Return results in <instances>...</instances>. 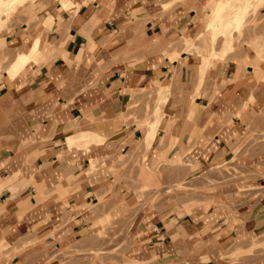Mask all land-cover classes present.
Returning <instances> with one entry per match:
<instances>
[{"label":"crops","instance_id":"1","mask_svg":"<svg viewBox=\"0 0 264 264\" xmlns=\"http://www.w3.org/2000/svg\"><path fill=\"white\" fill-rule=\"evenodd\" d=\"M37 1L36 22L24 17L22 27L0 33V57L41 38L48 61L17 80L8 73L28 49L0 64V264H264V69L255 52L244 50L242 66L212 67L170 50L182 37L184 50L186 35L198 31L203 0L167 13L154 0H73L80 8L72 12L59 1L29 0L16 10ZM170 52L179 58L170 61ZM157 88L172 92L158 130L178 143L168 159L177 163L189 149L185 168H199L184 182L196 187L195 206L186 211L165 191L163 203L133 219L138 184L121 159L144 136L126 115L133 92ZM161 143L144 166L169 153ZM95 162L101 167L92 174ZM224 165L243 176L201 190L222 183L201 173ZM171 184L163 180V189ZM223 201L225 209L217 206ZM107 249H123L128 261ZM97 250L105 252L95 258ZM236 251L243 255L233 263Z\"/></svg>","mask_w":264,"mask_h":264},{"label":"rangeland","instance_id":"2","mask_svg":"<svg viewBox=\"0 0 264 264\" xmlns=\"http://www.w3.org/2000/svg\"><path fill=\"white\" fill-rule=\"evenodd\" d=\"M23 1L29 0H15L14 3L8 1L0 6V17H2L5 21L2 24L0 23V33L5 31L12 32L14 28L22 27V24H20V22L24 17L29 18L27 19L28 24H30L29 26H31V23H33L34 21H37L38 17L36 16L35 12H41V3L39 1L34 3L28 2L27 4H23L20 9L16 10L18 4ZM55 1H59L61 3L63 0ZM187 1L188 0H154V4L155 9H161L163 13H167L169 11H172L179 5H184ZM218 2L223 3L228 12L231 10V5L233 3L235 5L238 4L243 10H245V13H243L242 17L237 22H235V19L232 16H227V20L231 21L233 25V28L231 29L229 34V37L232 41V48H230L229 50L223 49L225 38L221 37L218 39L214 46L217 55H208L204 50L206 44H204L203 42V35L206 33L205 31L207 30L209 24H211L215 20L216 5ZM165 3H169L168 7L163 6ZM5 5H11V7H5ZM38 7H40L41 9ZM198 15L202 16L198 31L192 35H186L187 38H190V43H187V41L185 40V49L182 50V37L177 41V44L170 47V50H179L181 52H187L194 56H201V60H206V63H211L212 67L215 65V63H226L231 60L237 61L239 66H242L243 63L241 61V57L243 56L244 50L250 47L256 55V67L259 70L264 69V0H203L202 7L198 10ZM2 18L0 19L2 20ZM51 20L52 19H50L49 17L44 21L48 29L51 26L48 25ZM237 25H239L238 28H236ZM27 49L28 48L26 42L25 45L24 42H20V44H14V46H10L8 54L9 57H0V64L2 61L6 60V62L8 61L10 65L18 53L26 52ZM170 55L171 52L169 53V56L168 54H166V56L169 57L170 61L178 59H175L173 57L172 59L170 58ZM47 62V60H43L37 65L41 66L43 64H46ZM257 64H261L262 66L259 67L257 66ZM1 70L2 69H0V72ZM167 84L168 83L162 85L165 86ZM132 94V102L128 105V113L126 115L127 118H129V122L127 123H135L137 127L143 131V136H145V132L148 129L149 123L152 118L155 120V117H158V119L161 121V124H163L164 121L162 122V119L165 118V107L168 100L172 97V92H170V90L168 89L160 91L159 88H157V90L135 91ZM143 139L137 143L136 152L132 153L126 158L121 159V169L130 172V175H132V177L135 175L138 184L137 194L139 201L138 205L133 210L132 218L134 219L138 211L143 210L147 205H151V208H156L158 205L163 203L164 201H162V193L165 191L169 193L170 199L175 198V200H177L181 204L185 201L186 206L183 207V209L185 208L184 210L188 211V208H192L193 206H195V201L193 200L194 196H192V194H194L193 190H196V187L193 184H187L184 182L187 178L192 180L194 177H196L197 175H195V173L199 170L196 165L190 162L187 163L189 167L185 168L186 164L183 160V157L186 156V160L192 158L193 155L191 156V153L189 152L190 150L184 149V151L180 154L179 162L175 163L177 160H172L171 163V160L168 159V156H175L177 154L173 153V150H175V147H177L178 143L173 139H162V136L160 134L158 135L157 133V137L152 144L154 145L156 139H158V142H164L165 145L169 143V153H167V155L166 153L160 154L157 160H152L149 162L148 166H144L143 162L147 158V153L153 148V145H150L147 148H143ZM162 143L160 144V146H162ZM74 149L87 151L89 150V147L80 148L77 146ZM100 167V164H97V162L93 163L91 170L92 174H96ZM113 170L114 169H112V171ZM201 174L203 175V180H205L206 182L212 183V180H215L214 178L216 177H220L222 180V183L218 184H215V182H213L214 184L211 185V188L205 187L201 189L207 192H210L211 190L214 191L216 188L218 189L226 185L227 177L230 178L234 176L236 178H240L243 176L239 170H237L236 168H231V165L209 168L204 170V172H202ZM165 179H170L172 181V184L166 190L163 189V180ZM147 193H151V198H147ZM181 197H184L185 199H181ZM208 202L211 201L205 200L204 204H207L208 206ZM213 203L214 202H211V205ZM217 204V206H220L219 208L223 209H225L227 206L224 201L220 202V204ZM178 214L181 215L180 212H178ZM104 224H111L110 218H107ZM252 246L253 249H251V251L248 253L250 255H254L252 250L258 248L257 242L253 243ZM262 248H264V245L262 246ZM1 251L2 247H0V253ZM106 251L109 252V254L115 256L118 255L122 258V260L126 262L128 261L127 255L125 254V251L123 249L119 251L107 249ZM102 252L105 251L97 250L94 254V257H98ZM242 255L243 253L241 251H236L228 256L234 263L237 262L239 257H241Z\"/></svg>","mask_w":264,"mask_h":264},{"label":"bare ground","instance_id":"3","mask_svg":"<svg viewBox=\"0 0 264 264\" xmlns=\"http://www.w3.org/2000/svg\"><path fill=\"white\" fill-rule=\"evenodd\" d=\"M10 1L14 3L15 0H0V6L6 2ZM234 4V3H233ZM231 5V10L228 12L227 8L224 7V4L218 2L216 5V12H215V20L209 24L207 27L206 33L203 35V42L205 45L204 50L207 52L208 55L216 54L217 52L214 49V46L219 38L224 37L223 49L229 50L232 48V41L229 37L230 31L233 28L232 22L227 20V16H232L235 19V22L239 21L242 17L245 10H243L240 5L234 4ZM62 9L65 12H69L72 10H77L80 8L79 6L75 5L73 0H63L62 1ZM164 7H168V4H164ZM224 7V9H223ZM137 13V12H136ZM1 18V17H0ZM0 23L2 24V20L0 19ZM239 25L236 26L238 28ZM190 38H185L187 43H190ZM204 51V52H205ZM45 48H43V42L41 38H36L28 48V51L25 54H22L17 57L16 62L14 63L13 67L9 71L8 75L11 80L23 79L27 74V69L31 64H39L41 61L46 60L45 56ZM204 55V53H203ZM173 58H179L178 54H174ZM172 58V59H173ZM257 66L261 67V64H257ZM161 121L158 117L153 119V122L148 130L145 132V136L143 139V148H147L150 145H153V141L157 137L158 130L161 126ZM104 141L101 140V143ZM100 143V144H101ZM144 158V157H143ZM172 163V161H170Z\"/></svg>","mask_w":264,"mask_h":264},{"label":"clouds","instance_id":"4","mask_svg":"<svg viewBox=\"0 0 264 264\" xmlns=\"http://www.w3.org/2000/svg\"><path fill=\"white\" fill-rule=\"evenodd\" d=\"M5 7H11V5H5Z\"/></svg>","mask_w":264,"mask_h":264}]
</instances>
